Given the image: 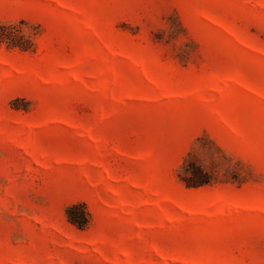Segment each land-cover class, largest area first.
Masks as SVG:
<instances>
[{
	"label": "rangeland",
	"instance_id": "rangeland-1",
	"mask_svg": "<svg viewBox=\"0 0 264 264\" xmlns=\"http://www.w3.org/2000/svg\"><path fill=\"white\" fill-rule=\"evenodd\" d=\"M0 23L28 47L0 43V264H264V0H0Z\"/></svg>",
	"mask_w": 264,
	"mask_h": 264
},
{
	"label": "trees",
	"instance_id": "trees-1",
	"mask_svg": "<svg viewBox=\"0 0 264 264\" xmlns=\"http://www.w3.org/2000/svg\"><path fill=\"white\" fill-rule=\"evenodd\" d=\"M16 25L10 23H0V43L7 42L13 45L20 46L23 49H27L28 47L21 44L20 38L25 36L21 30L15 29ZM184 165L183 168L187 170V167ZM192 174H185L182 176L184 181L188 186H199L206 183V180L203 178L202 174H200V167L193 166ZM68 219L78 226L79 228H85L89 224L90 221V213L87 207L84 204H73L66 211Z\"/></svg>",
	"mask_w": 264,
	"mask_h": 264
}]
</instances>
